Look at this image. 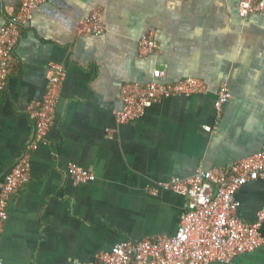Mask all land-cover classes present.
<instances>
[{
	"label": "crops",
	"instance_id": "1",
	"mask_svg": "<svg viewBox=\"0 0 264 264\" xmlns=\"http://www.w3.org/2000/svg\"><path fill=\"white\" fill-rule=\"evenodd\" d=\"M19 3L0 0V28ZM97 11L99 36L86 25ZM147 35L158 52L141 57ZM53 64L65 73L54 122L8 206L0 264H93L119 244L174 236L187 199L159 184L231 166L264 145V14L241 18L239 0H48L23 27L0 95V191L33 137L31 112ZM154 69L165 83L197 78L207 92L119 124L122 88L146 84ZM221 86L230 97L217 113ZM71 165L94 180L75 185ZM237 199V217L253 223L264 182L246 184ZM229 264H264V243Z\"/></svg>",
	"mask_w": 264,
	"mask_h": 264
},
{
	"label": "built area",
	"instance_id": "2",
	"mask_svg": "<svg viewBox=\"0 0 264 264\" xmlns=\"http://www.w3.org/2000/svg\"><path fill=\"white\" fill-rule=\"evenodd\" d=\"M48 0H21L18 11L0 28V95L4 91L14 51L22 27L32 19L33 12ZM264 14V0H239V16ZM93 35L104 34L102 12H94L86 21ZM141 57L158 52L152 35L144 36L138 43ZM64 78V68L59 64L50 67L47 91L41 102L34 105L31 118L35 122L32 140L23 156L5 178L0 191V234L8 219V206L15 195L30 181V154L46 138L52 125L59 92ZM163 72L154 69L152 79L144 85H125L123 107L117 113L119 124L140 119L145 111L163 100L205 94L206 84L197 78H187L175 83H165ZM230 95L221 86L215 101V111L220 113ZM68 174L75 185L94 180V175L77 165L68 167ZM254 181L264 182V145L262 149L231 166L198 169L185 180L172 178L159 184L158 189L171 191L187 199L185 211L179 219L176 235L158 236L137 242H125L110 252L99 255L93 264H229L235 258L255 252L264 243L262 227L264 207L256 220L249 224L237 217L240 202L239 190ZM152 190V194L156 193Z\"/></svg>",
	"mask_w": 264,
	"mask_h": 264
},
{
	"label": "bare ground",
	"instance_id": "3",
	"mask_svg": "<svg viewBox=\"0 0 264 264\" xmlns=\"http://www.w3.org/2000/svg\"><path fill=\"white\" fill-rule=\"evenodd\" d=\"M21 1V0H20ZM19 6H20V3H19ZM19 8V7H18ZM18 11V10H17ZM30 22V21H29ZM28 22V23H29ZM27 23V24H28ZM26 26V25H25ZM22 29H23V27H22ZM22 29H21V31H22ZM89 30V29H88ZM90 32V31H89ZM20 37H21V32H20ZM19 40H20V38H19ZM18 43H19V41H18ZM18 43H17V45H18ZM17 45H16V47H17ZM16 49V48H15ZM14 53H15V51H14ZM13 60H14V58H13ZM13 63V62H12ZM11 66H12V64H11ZM10 71H11V68H10ZM9 75H10V72H9ZM64 76H65V73H64ZM8 79H9V76H8ZM63 80H64V78H63ZM8 82V81H7ZM48 83H49V81H48ZM63 83V82H62ZM7 86V85H6ZM6 88V87H5ZM5 90V89H4ZM61 90V89H60ZM59 98V97H58ZM58 102V101H57ZM57 105V104H56ZM56 109V108H55ZM54 115H55V113H54ZM33 120V119H32ZM53 122H54V119H53ZM34 124H35V122H34ZM52 125H53V123H52ZM51 124H50V128H51V126H52ZM34 130H35V127H34ZM50 130V129H49ZM32 140V139H31ZM17 163V162H16ZM161 236H164V235H161ZM158 237V236H157ZM155 239V238H154ZM142 241V240H141ZM135 242H137V241H135ZM213 264V263H212Z\"/></svg>",
	"mask_w": 264,
	"mask_h": 264
}]
</instances>
